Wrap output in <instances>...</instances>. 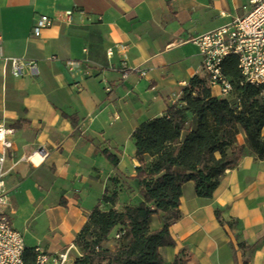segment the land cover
<instances>
[{
    "label": "crops",
    "instance_id": "crops-1",
    "mask_svg": "<svg viewBox=\"0 0 264 264\" xmlns=\"http://www.w3.org/2000/svg\"><path fill=\"white\" fill-rule=\"evenodd\" d=\"M251 6V0H0V124L14 130L6 164L9 213L28 258L37 247L80 256L74 240L118 176L130 178L136 192L118 189L116 209L143 202L132 179L140 166L133 133L163 116L190 80L204 74L194 44L168 47L213 31ZM69 10L71 24L65 22ZM42 14L54 24L36 37L33 26ZM10 58L35 61L39 74L13 76L5 66ZM212 94L222 99L217 90ZM238 139L245 144L244 133ZM41 147L50 152L43 165L20 161ZM105 149L120 152L117 169L102 155ZM26 205L19 226L15 220ZM180 210L170 227L176 247L160 250L164 264H173L184 248L192 264H264V160L246 155L220 177L212 199L186 183ZM44 216L36 235L33 225ZM153 226L161 227L159 219Z\"/></svg>",
    "mask_w": 264,
    "mask_h": 264
},
{
    "label": "trees",
    "instance_id": "trees-1",
    "mask_svg": "<svg viewBox=\"0 0 264 264\" xmlns=\"http://www.w3.org/2000/svg\"><path fill=\"white\" fill-rule=\"evenodd\" d=\"M223 72L234 86V99L213 96L207 78L194 76L183 88L181 98L168 105L161 117L144 122L133 133L140 166L132 178L143 202L116 209L119 194L114 180L74 245L81 255L74 264H164L161 248H174L170 227L181 218L183 186L193 182L201 198L212 199L220 177L234 169L248 154L264 160V101L260 90L243 84L238 60L229 57ZM74 126L78 119L64 114ZM245 134V144L239 135ZM107 161L118 168L120 152L103 150ZM102 204H110L102 210ZM161 227L154 228L155 219ZM120 235L119 238H116ZM114 243L113 248L107 247ZM28 264L35 261V250ZM188 248L180 250L173 264H192Z\"/></svg>",
    "mask_w": 264,
    "mask_h": 264
},
{
    "label": "built area",
    "instance_id": "built-area-1",
    "mask_svg": "<svg viewBox=\"0 0 264 264\" xmlns=\"http://www.w3.org/2000/svg\"><path fill=\"white\" fill-rule=\"evenodd\" d=\"M251 8L243 15L236 16L221 27L189 40H178L168 48L184 43L194 44L202 57V67L206 74L208 86L217 90L222 98H229L234 93L230 78L223 72V64L229 57L238 60V69L242 75V83L250 84L260 90L264 101V0H251ZM73 12H65V22L71 24ZM54 19L48 15H39L33 26V34L39 37L42 31L51 27ZM1 40V37H0ZM111 54V53H109ZM71 71L78 64L69 62ZM13 76H37V63L25 58H10L5 61ZM141 77L147 75L146 70L136 71ZM110 91V89H107ZM14 130L0 124V264H28L25 259L26 243L22 232L12 222L9 208L11 200L6 185V164L9 152L14 147L11 136ZM50 152L41 147L35 152L24 155L21 162L38 168L49 158ZM117 235L116 238H119ZM36 257L32 264H65L69 253L49 254L42 248L35 249Z\"/></svg>",
    "mask_w": 264,
    "mask_h": 264
},
{
    "label": "rangeland",
    "instance_id": "rangeland-1",
    "mask_svg": "<svg viewBox=\"0 0 264 264\" xmlns=\"http://www.w3.org/2000/svg\"><path fill=\"white\" fill-rule=\"evenodd\" d=\"M204 73V72H203ZM202 78H206V74L204 73V74H202V76H201ZM229 100H233L234 99V96H233V94L228 98ZM118 178L120 179V181H119V185L117 184V185H115V184H112V185H110V186H113L114 187V185H115V188L118 190V189H120V188H122V190H121V192H125L126 194H128V195H130V194H134L135 192H136V190L134 189V185H133V183L130 181V178H126V177H121V176H118ZM112 187V188H113ZM137 205H139V204H137ZM137 205H134V206H137ZM27 210H29V206L28 205H26V206H24V210L23 211H19L18 212V214H17V216H18V219H16L15 220V222H16V224L17 225H21L23 222H24V220H25V218L28 216V211ZM39 214H40V212H39ZM45 223H46V216H44V217H40L39 219H36V222L34 223V233L36 234V235H39L40 234V232L43 230V228H44V225H45ZM154 227V226H153ZM25 236H26V234H25ZM26 241H29L30 242V238L27 236V239H26ZM67 250V249H66ZM65 250V251H66ZM69 253V252H68ZM74 257H76V255L74 254V253H70L69 254V259H70V261L74 258Z\"/></svg>",
    "mask_w": 264,
    "mask_h": 264
}]
</instances>
